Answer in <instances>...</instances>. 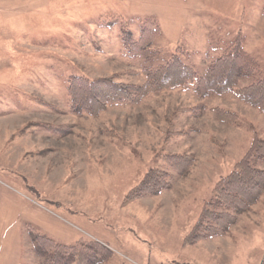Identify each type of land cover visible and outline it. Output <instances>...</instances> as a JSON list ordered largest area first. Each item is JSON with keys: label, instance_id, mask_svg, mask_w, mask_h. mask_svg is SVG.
<instances>
[{"label": "rangeland", "instance_id": "obj_1", "mask_svg": "<svg viewBox=\"0 0 264 264\" xmlns=\"http://www.w3.org/2000/svg\"><path fill=\"white\" fill-rule=\"evenodd\" d=\"M146 25L157 29L153 65L175 54L202 75L216 42L241 33L264 72V0H0V264H42L30 231L94 239L110 250L102 264L260 262L264 193L228 234L183 245L216 182L264 140L255 107L233 92L200 98L189 84L96 116L71 111L70 76L145 82L150 62L127 55L122 32L138 40ZM174 156L193 158L183 175ZM151 170L169 189L126 201Z\"/></svg>", "mask_w": 264, "mask_h": 264}, {"label": "trees", "instance_id": "obj_2", "mask_svg": "<svg viewBox=\"0 0 264 264\" xmlns=\"http://www.w3.org/2000/svg\"><path fill=\"white\" fill-rule=\"evenodd\" d=\"M156 30L144 26L138 40L133 39L132 32H122L127 55L143 57L150 62L143 69V84L116 82L112 76L93 80L70 76L67 88L71 111L78 116H96L108 105L138 103L149 93L193 84L194 92L200 98L233 92L238 100L255 107L264 117V72L257 59L244 50L241 33L229 40L217 41L214 49L221 53L207 65L202 75H198L175 54L162 63L152 64L160 58V49L151 47ZM242 79H249V82L239 86ZM215 111L222 121L231 122L234 118L228 112ZM170 160L181 175L193 164V158L185 156H174ZM263 160L264 140L255 138L232 171L214 185L196 222L183 239L184 246L228 234L238 216L247 213L257 203L264 193V169L257 167ZM167 179L165 172L148 171L126 196V201L158 196L169 189ZM29 237L33 252L42 264H102L111 256L108 247L94 239L62 244L33 231L29 232ZM258 264H264V254Z\"/></svg>", "mask_w": 264, "mask_h": 264}]
</instances>
